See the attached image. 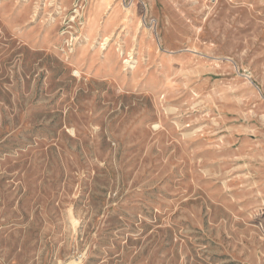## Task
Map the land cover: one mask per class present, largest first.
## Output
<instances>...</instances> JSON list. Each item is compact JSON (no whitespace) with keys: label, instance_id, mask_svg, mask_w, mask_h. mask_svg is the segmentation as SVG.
I'll use <instances>...</instances> for the list:
<instances>
[{"label":"rangeland","instance_id":"obj_1","mask_svg":"<svg viewBox=\"0 0 264 264\" xmlns=\"http://www.w3.org/2000/svg\"><path fill=\"white\" fill-rule=\"evenodd\" d=\"M0 264H264V0H0Z\"/></svg>","mask_w":264,"mask_h":264}]
</instances>
